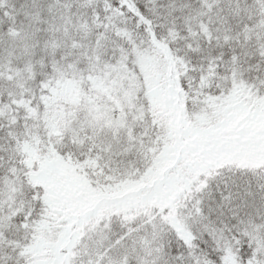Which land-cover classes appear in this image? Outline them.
Masks as SVG:
<instances>
[{
  "label": "snow or ice",
  "instance_id": "snow-or-ice-1",
  "mask_svg": "<svg viewBox=\"0 0 264 264\" xmlns=\"http://www.w3.org/2000/svg\"><path fill=\"white\" fill-rule=\"evenodd\" d=\"M0 264H264V0H0Z\"/></svg>",
  "mask_w": 264,
  "mask_h": 264
}]
</instances>
